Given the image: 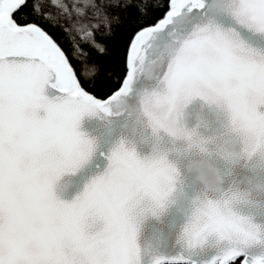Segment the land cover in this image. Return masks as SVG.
Returning a JSON list of instances; mask_svg holds the SVG:
<instances>
[{
    "label": "snow or ice",
    "instance_id": "6c2138e0",
    "mask_svg": "<svg viewBox=\"0 0 264 264\" xmlns=\"http://www.w3.org/2000/svg\"><path fill=\"white\" fill-rule=\"evenodd\" d=\"M141 79L151 153L121 141L80 195L58 199L57 181L96 153L82 118L118 115ZM196 99L230 149L186 126ZM165 138L264 171V0H0V264H141L140 228L177 205ZM209 168L215 182L176 207L181 254L147 264H200L210 247L206 264H264V206Z\"/></svg>",
    "mask_w": 264,
    "mask_h": 264
},
{
    "label": "water",
    "instance_id": "95a60500",
    "mask_svg": "<svg viewBox=\"0 0 264 264\" xmlns=\"http://www.w3.org/2000/svg\"><path fill=\"white\" fill-rule=\"evenodd\" d=\"M144 87V80L141 79L135 90L113 108V112L119 113L118 115L108 118L102 116L82 118L78 131L86 139L95 143L96 153L88 166L74 175H65L57 181L54 194L58 199L71 203L76 196L80 195L92 179L105 171L107 160L104 157L121 141L135 148L140 157L151 153V147L144 143L150 138V129L145 126V120L139 113L138 94ZM45 95L52 99L57 93L55 90L46 89ZM183 119L187 127L197 128L202 138L213 139L217 149L228 150L232 147L234 137L224 134L215 109L210 108L203 101L196 99L189 104L184 111ZM171 149L173 152L169 154L168 159L175 164L180 173L176 192L177 205L159 221L149 219L140 228L137 243L141 249V264H147L151 257H174L181 254V249L175 242L178 223L176 207L185 205L188 200L198 194L203 182L208 184L215 182L216 175L210 170L209 165L220 170L232 183L250 187L256 197L253 200V208L264 206V196H261V193H264V171L245 168L243 165L235 171L225 167L223 162L215 156L202 155L196 149H189L184 143L172 145L171 141L165 138L161 150ZM212 251L210 247L198 255L200 264H206Z\"/></svg>",
    "mask_w": 264,
    "mask_h": 264
}]
</instances>
